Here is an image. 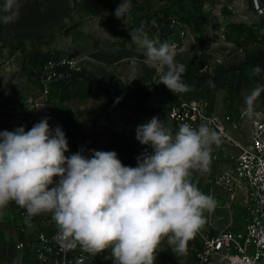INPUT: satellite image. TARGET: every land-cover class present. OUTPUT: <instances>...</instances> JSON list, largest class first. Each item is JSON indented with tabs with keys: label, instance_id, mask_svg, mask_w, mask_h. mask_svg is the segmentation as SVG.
Instances as JSON below:
<instances>
[{
	"label": "rangeland",
	"instance_id": "374dc122",
	"mask_svg": "<svg viewBox=\"0 0 264 264\" xmlns=\"http://www.w3.org/2000/svg\"><path fill=\"white\" fill-rule=\"evenodd\" d=\"M120 2L21 0L18 18L0 23V131L20 126L28 131L49 117L50 128L60 126L66 134V157L80 149L86 156L93 149L115 151L123 165L136 167V158L148 148L136 139L138 125L155 116L175 133L183 124L168 118L169 107L159 96L152 102L140 96L161 85L155 84L156 71L146 62L144 50L129 35L141 26L158 43L174 44L175 60L186 66L183 82L189 90L175 95L164 89L172 105L194 97L189 100L219 117L246 106L245 96L259 83L252 80L248 61L264 49V19L256 16L254 0H131L124 20L115 16ZM120 54L129 56L114 60ZM64 55L85 58L80 76L65 87L56 85L42 109L34 105L26 111L30 97L37 96L42 61ZM260 103L258 99L255 106ZM185 108L188 112V105ZM191 114L187 121L193 127ZM231 134L245 137L247 126L241 122ZM218 151L217 144L212 145L210 156ZM189 179L208 195L204 177L191 170ZM212 189L215 201L221 202L222 192ZM216 213L226 216L222 209ZM233 218L244 225L240 212ZM14 226L7 211H0V264H25L13 246ZM155 256L154 264H197L193 257L172 251L166 239Z\"/></svg>",
	"mask_w": 264,
	"mask_h": 264
},
{
	"label": "clouds",
	"instance_id": "9594fccd",
	"mask_svg": "<svg viewBox=\"0 0 264 264\" xmlns=\"http://www.w3.org/2000/svg\"><path fill=\"white\" fill-rule=\"evenodd\" d=\"M21 7V0H3L0 23L14 22ZM130 11L131 0H121L115 16L124 20ZM129 35L155 69V84L175 95L189 90L174 44L158 43L142 26ZM260 71L257 66L253 74ZM261 93L264 84L257 83L245 96L247 114ZM48 121L44 117L28 131L23 126L0 131V210L14 201L28 217L52 213L61 248L80 246L91 255L111 248L115 264H154L165 239L172 251L186 250L204 222L203 212L215 208L214 199L189 179L191 170L208 171L212 145L220 143L210 122L197 128L183 123L175 133L155 116L138 125L136 139L148 148L133 168L115 151L93 149L86 156L80 149L66 157V134Z\"/></svg>",
	"mask_w": 264,
	"mask_h": 264
},
{
	"label": "built area",
	"instance_id": "2783aa9c",
	"mask_svg": "<svg viewBox=\"0 0 264 264\" xmlns=\"http://www.w3.org/2000/svg\"><path fill=\"white\" fill-rule=\"evenodd\" d=\"M253 8L256 16L264 19V3L254 0ZM84 60L71 55L48 58L39 70L37 96L30 97L26 111L34 105L42 109L51 100L52 89L57 84L68 82L82 72ZM257 66L261 70L257 76L264 82V57L254 63L253 71ZM260 101L251 115L243 106L219 117L208 114L195 100L180 101L168 108L169 119L189 123L187 118H192L193 112V128L199 120L210 122V127L220 136L219 151L210 156L208 171L193 170V175L204 177L208 195L214 201L213 186L223 194L219 198L221 202L215 201L212 211H204L202 226L187 241L182 253L193 257L197 264H264V99ZM241 122L247 126V134L235 137L231 131H236ZM220 145L224 146L221 151ZM53 179L55 183L59 178ZM9 205L19 217L14 248L28 254L34 264H115L111 248L95 255L84 252L80 246L70 250L61 248L54 239L59 229L52 213L28 217L26 210L14 201ZM217 209H222L226 216L217 215ZM236 212L242 214L243 226L233 218ZM218 222L223 225L221 228L216 227Z\"/></svg>",
	"mask_w": 264,
	"mask_h": 264
},
{
	"label": "trees",
	"instance_id": "16d2710c",
	"mask_svg": "<svg viewBox=\"0 0 264 264\" xmlns=\"http://www.w3.org/2000/svg\"><path fill=\"white\" fill-rule=\"evenodd\" d=\"M125 56H129V55H122V54H120V55H118L117 57H116V59H114V60H117V59H119V58H122V57H125ZM264 57V49H262V50H260L256 55H254L253 57H252V60H250V61H248L249 63H251L250 64V72L252 73V80L253 81H259V83L260 84H264V82H263V80L260 78V77H258L257 75H254L253 73H254V71H253V65H254V63L257 61V60H259V59H261V58H263ZM48 58H46V59H44L43 61H42V64L47 60ZM114 60H112V61H114ZM41 64V65H42ZM78 76H80V73L78 74V75H75V76H73V79L71 80V81H69V82H61V83H59L61 86L63 85V87H65V86H67L68 84H70V83H72V82H74L75 81V79H76V77H78ZM58 85V84H57ZM255 85V84H254ZM256 86V85H255ZM254 86V87H255ZM166 87L163 85V84H161L157 89H154V91H152V92H146V93H144V94H140V96H144L145 98H147V100L148 101H150V102H152V101H154L155 100V98L157 97V96H159L158 98H160V103H163V104H166V105H168V107H170L172 104V102H171V97L169 96V95H167V93L165 94L164 93V89H165ZM223 88L222 87H220L219 88V91H221ZM208 91V90H207ZM234 92H236V90L234 91ZM187 100H189V99H194V97L192 98V97H187L186 98ZM258 99H260V100H263L264 99V93H261V95H260V97L258 98Z\"/></svg>",
	"mask_w": 264,
	"mask_h": 264
},
{
	"label": "crops",
	"instance_id": "0c3cea01",
	"mask_svg": "<svg viewBox=\"0 0 264 264\" xmlns=\"http://www.w3.org/2000/svg\"><path fill=\"white\" fill-rule=\"evenodd\" d=\"M0 211H4V212L7 211V213L11 216V219L14 221V225H15L14 226V237L16 238L17 226L19 224V217H18L17 211L14 208H12L10 205H8L6 209L0 210ZM15 238L13 240V246H14ZM16 252L19 253L20 258L25 264H34L32 258L28 254L25 255L24 253L17 251V250Z\"/></svg>",
	"mask_w": 264,
	"mask_h": 264
}]
</instances>
